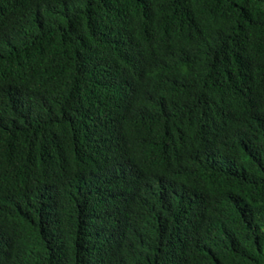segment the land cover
<instances>
[{"label": "trees", "instance_id": "obj_1", "mask_svg": "<svg viewBox=\"0 0 264 264\" xmlns=\"http://www.w3.org/2000/svg\"><path fill=\"white\" fill-rule=\"evenodd\" d=\"M0 264H264V0H0Z\"/></svg>", "mask_w": 264, "mask_h": 264}]
</instances>
